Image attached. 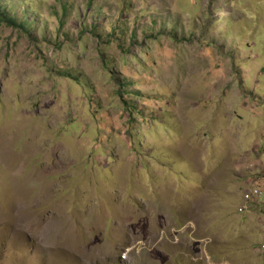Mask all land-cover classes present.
Masks as SVG:
<instances>
[{
  "label": "rangeland",
  "instance_id": "obj_1",
  "mask_svg": "<svg viewBox=\"0 0 264 264\" xmlns=\"http://www.w3.org/2000/svg\"><path fill=\"white\" fill-rule=\"evenodd\" d=\"M0 11V264H264V0Z\"/></svg>",
  "mask_w": 264,
  "mask_h": 264
},
{
  "label": "built area",
  "instance_id": "obj_2",
  "mask_svg": "<svg viewBox=\"0 0 264 264\" xmlns=\"http://www.w3.org/2000/svg\"><path fill=\"white\" fill-rule=\"evenodd\" d=\"M252 186L244 192V208L240 209V212H244L249 204H264V176L256 181L252 182ZM262 251L264 252V245H262Z\"/></svg>",
  "mask_w": 264,
  "mask_h": 264
},
{
  "label": "trees",
  "instance_id": "obj_3",
  "mask_svg": "<svg viewBox=\"0 0 264 264\" xmlns=\"http://www.w3.org/2000/svg\"><path fill=\"white\" fill-rule=\"evenodd\" d=\"M4 12L0 11V16L2 17V20L0 19V23L1 22L3 23L5 21L6 23H8V24H10L12 26H19V25H17L15 19H11L10 17L5 16ZM22 26L24 27L23 24H22Z\"/></svg>",
  "mask_w": 264,
  "mask_h": 264
}]
</instances>
